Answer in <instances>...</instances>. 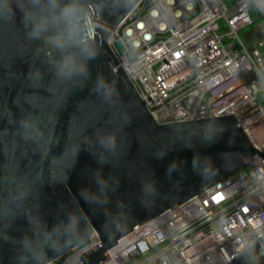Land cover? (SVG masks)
<instances>
[{
	"label": "water",
	"instance_id": "water-1",
	"mask_svg": "<svg viewBox=\"0 0 264 264\" xmlns=\"http://www.w3.org/2000/svg\"><path fill=\"white\" fill-rule=\"evenodd\" d=\"M139 1L0 0V264H48L94 232L79 257L102 264L137 227L264 157L234 114L157 122L108 42Z\"/></svg>",
	"mask_w": 264,
	"mask_h": 264
},
{
	"label": "built area",
	"instance_id": "built-area-1",
	"mask_svg": "<svg viewBox=\"0 0 264 264\" xmlns=\"http://www.w3.org/2000/svg\"><path fill=\"white\" fill-rule=\"evenodd\" d=\"M140 0L110 32L119 63L160 124L234 114L264 153V37L248 45L251 3ZM257 159H256V157ZM137 227L102 264H229L264 237V157ZM87 241L48 264H83ZM249 264H264V245ZM246 264V263H245Z\"/></svg>",
	"mask_w": 264,
	"mask_h": 264
},
{
	"label": "rangeland",
	"instance_id": "rangeland-1",
	"mask_svg": "<svg viewBox=\"0 0 264 264\" xmlns=\"http://www.w3.org/2000/svg\"><path fill=\"white\" fill-rule=\"evenodd\" d=\"M231 5L235 0H225ZM251 16L257 23L244 28L240 35L248 45L258 43L264 37V15L261 14L254 1L251 3ZM259 98L264 102V91L259 92Z\"/></svg>",
	"mask_w": 264,
	"mask_h": 264
},
{
	"label": "trees",
	"instance_id": "trees-1",
	"mask_svg": "<svg viewBox=\"0 0 264 264\" xmlns=\"http://www.w3.org/2000/svg\"><path fill=\"white\" fill-rule=\"evenodd\" d=\"M258 22V20L257 21H255L253 24H255V23H257ZM250 263V261H247L246 262V264H249Z\"/></svg>",
	"mask_w": 264,
	"mask_h": 264
}]
</instances>
